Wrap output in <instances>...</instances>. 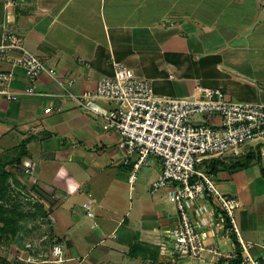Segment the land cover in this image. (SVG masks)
Segmentation results:
<instances>
[{"label": "crops", "instance_id": "1", "mask_svg": "<svg viewBox=\"0 0 264 264\" xmlns=\"http://www.w3.org/2000/svg\"><path fill=\"white\" fill-rule=\"evenodd\" d=\"M3 27L53 67L59 79H73L71 90L77 94L111 76L113 60L148 78L156 94L171 98H192L198 87H207L225 91L232 102L255 103L264 86V0H0V40ZM19 55L12 49L0 59V71L12 73L11 93L30 85L25 70L12 63ZM34 88V94L21 93L14 101L0 95V161L19 158L6 166L10 186L44 211L47 230L66 259L62 264H134L127 255L132 243L156 247L179 221L166 190H150L162 169L160 160L149 156L130 186L119 134L104 129L102 117L62 96L58 81L46 73ZM46 107L52 110L45 113ZM242 151L253 157L247 168H220L212 176L238 202L241 237L254 244L251 252L264 264V139ZM25 161L36 164V178L23 171ZM144 182L147 190L140 186ZM126 193L129 201L121 212ZM65 200L72 201L58 209ZM208 242L223 257L215 261L208 253L198 264H230L229 255L240 249L234 236ZM26 245L37 246L33 240ZM5 249L0 244V259L6 262L51 260L39 259L32 247L14 254L16 243L11 253ZM140 259V264H155Z\"/></svg>", "mask_w": 264, "mask_h": 264}, {"label": "built area", "instance_id": "2", "mask_svg": "<svg viewBox=\"0 0 264 264\" xmlns=\"http://www.w3.org/2000/svg\"><path fill=\"white\" fill-rule=\"evenodd\" d=\"M12 49L20 52L12 63L25 70L30 85L23 92L11 93L12 73L0 71V95L14 101L21 93L34 94L37 78L46 73L58 81L62 96L102 117L103 128L119 134L123 163L130 165V186L149 156L160 160L162 169L151 182L150 190L156 193L165 189L179 218L156 242L162 254L205 262L206 255L212 253L213 259L219 261L223 254L212 248L208 240L234 236L240 249L229 257H239L240 264H261L251 252L254 244L241 237L235 218L238 202L226 196L212 175L198 166L208 159L239 157L243 145L264 139V86L255 103L232 102L225 91L207 87H198L192 98H171L156 94L148 78L113 60L111 76L99 79L94 90L77 94L71 90L73 79H59L53 67L28 51L14 31L3 27L0 59H6ZM99 101H106L108 107H100ZM51 110L46 107L44 112ZM22 168L30 179L36 178L35 163L25 161ZM83 207L88 216H93L88 204ZM261 248L264 251V236ZM52 254L54 258L46 263L62 264L66 260L59 245L52 247Z\"/></svg>", "mask_w": 264, "mask_h": 264}, {"label": "rangeland", "instance_id": "3", "mask_svg": "<svg viewBox=\"0 0 264 264\" xmlns=\"http://www.w3.org/2000/svg\"><path fill=\"white\" fill-rule=\"evenodd\" d=\"M194 118L198 119V116H195ZM250 143L243 145L241 148L243 149L244 147H247ZM199 168L202 171H205V167H203V165L200 164ZM138 177H139V172H138ZM138 177H137V180H138ZM212 178L214 179V176H212ZM140 186H142L144 189L147 190V183L144 182ZM9 193L12 196V198H11L12 201L14 199H17V201L21 204V211L23 212L24 217L20 221L19 234H17L18 238H15V239L9 238L7 240H4L3 242H1V246H4L6 248L5 250L6 251L8 250L7 252L11 253L12 252L10 250L11 245L13 243H16V245L19 249H14L15 250L14 254L16 252L18 254H22L23 251L31 250V247H32V249H35V253L39 259H52L53 256H51V249H52L53 245L55 244V240H54L53 234L47 230V226H46V224L50 220L47 218L46 215L41 214L38 204L32 202V200L29 198L27 193L22 192L20 189H16L15 187H11V186L9 188ZM70 201H72V200H67V201L65 200L64 202H62L59 205L58 209L62 210L64 207H66V205L68 203H70ZM128 201H129L128 200V193H126L125 194V200H124L125 204H121L120 208H119V210L121 212H123V209L127 206L126 204ZM72 202L76 203V199L73 200ZM92 220H94V219H92ZM88 225H89L88 222L82 223L83 228L86 229V231L91 232ZM121 232H122V228H120L116 234H120ZM61 234L62 233H60V235ZM29 240H33V243L36 242L37 246L36 247L35 246L28 247L26 244L28 243ZM73 242L75 244V240H73ZM150 247L154 251L158 250V252H157L158 261L155 264H175L176 260H178L182 263L187 262L188 264H198L195 261L192 262L190 260L177 259V258H174L172 256L164 255L160 252V250L157 247H152V246H150ZM33 252H34V250H33ZM125 259L128 260L129 258L125 257ZM140 260H141L140 257H135V259L133 260L134 261L133 263L134 264H140ZM22 262H24L22 259L19 258V260H18L15 257V258H12L9 262L3 263V264H24ZM0 264H2V263H0ZM27 264H31V262L27 263Z\"/></svg>", "mask_w": 264, "mask_h": 264}, {"label": "trees", "instance_id": "4", "mask_svg": "<svg viewBox=\"0 0 264 264\" xmlns=\"http://www.w3.org/2000/svg\"><path fill=\"white\" fill-rule=\"evenodd\" d=\"M252 155L246 154L235 158L228 159H208L201 162V165L205 167V171L208 174H214L218 169L224 168L230 171L247 168L251 160ZM19 158L11 159L5 162L0 161V244L4 240L14 238L20 229V221L24 217L21 211V204L14 199L9 193L10 183L9 178L11 176L10 170L7 165L18 164ZM200 165V164H199ZM199 168V166H198ZM41 214L46 215L44 211L39 207ZM158 249L159 247L156 246ZM239 251V250H238ZM157 252L153 250L146 243L135 242L132 243L127 252L128 257L135 258L140 257L142 259L151 260L153 263H157ZM230 264H240V258L235 257L229 261ZM0 263H6L3 259H0Z\"/></svg>", "mask_w": 264, "mask_h": 264}]
</instances>
